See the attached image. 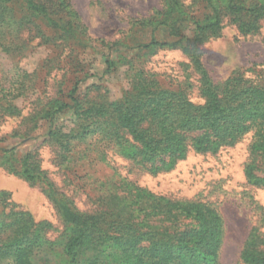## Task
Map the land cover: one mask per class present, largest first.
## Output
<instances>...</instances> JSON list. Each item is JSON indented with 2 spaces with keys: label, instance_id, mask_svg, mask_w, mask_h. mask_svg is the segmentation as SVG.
<instances>
[{
  "label": "rangeland",
  "instance_id": "1",
  "mask_svg": "<svg viewBox=\"0 0 264 264\" xmlns=\"http://www.w3.org/2000/svg\"><path fill=\"white\" fill-rule=\"evenodd\" d=\"M66 2L71 6L58 16L75 24L76 38L61 37L38 17L29 18L31 30L13 25L14 39L8 31L11 25L0 28V210L24 212L44 222L51 239L65 232L45 185L30 184L19 174L24 157L30 154L31 172L45 175L60 197L82 212L101 208L97 198L114 191L120 177L174 200L212 204L224 222L221 248L213 264H242L240 254L253 227L264 232V188L248 183L244 173L252 132L217 153L190 151L172 170L151 174L119 152L107 149L105 154L99 145L91 146V135L73 137L82 124L74 109L54 117L44 111L70 103L76 83V97L82 101L100 95L117 100L140 70L155 75L165 87L184 89L194 104H203V81L189 54L180 48L141 47L153 38L169 42L194 38V25H184L183 38L171 37L166 27L153 34L149 22L164 18L170 9L166 0ZM182 2L198 19L208 11L200 0ZM21 18L23 13L18 12L17 19ZM260 24L258 32L244 35L226 18L220 33L199 45L211 81L223 82L235 73L259 78L264 69V20ZM55 131L61 140L52 138ZM64 133L68 135L63 137ZM133 217L143 230L149 226L184 230L192 224L190 219L178 222L140 210L133 211ZM0 264L11 263L0 259Z\"/></svg>",
  "mask_w": 264,
  "mask_h": 264
},
{
  "label": "trees",
  "instance_id": "2",
  "mask_svg": "<svg viewBox=\"0 0 264 264\" xmlns=\"http://www.w3.org/2000/svg\"><path fill=\"white\" fill-rule=\"evenodd\" d=\"M164 18L149 22L153 34L161 27L173 38H183L184 25H194L195 36L186 41H159L153 38L143 48H180L191 56L203 81L200 88L203 104H194L182 88L165 87L144 70L136 72L129 89L117 100L103 95L94 99L76 97L79 84L71 92V102L44 108L47 116L74 109L82 121L73 137L86 139L101 150L111 149L151 174L172 170L190 151L217 153L234 146L252 132L244 173L248 183L264 188V69L259 78H245L235 73L228 80L214 83L201 60L200 44L218 35L224 20L237 25L240 33L258 32L264 20V0H200L208 8L202 19L196 18L182 0H166ZM71 6L66 0H0V28L11 25V38L17 35L13 25L30 28V19L38 17L61 37L76 38L75 24L58 16ZM23 18L17 19V14ZM25 15V16H24ZM76 17L79 16L75 12ZM28 19V20H26ZM33 24V23H32ZM34 25V24H33ZM37 27V26H36ZM10 49V47H9ZM68 134L64 133L63 137ZM59 132L53 139L61 140ZM88 151V150H87ZM106 154V153H105ZM31 155L23 159L19 174L30 184L37 181L46 187L66 225L58 238L47 236L50 229L24 212L0 210V259L11 264H213L217 261L224 233L219 211L210 203L198 200H174L155 194L124 177L101 208L88 213L77 210L60 197L45 175L28 168ZM180 221L190 219L186 229L170 226L139 228L132 221L133 211ZM15 218L10 221L7 217ZM242 264H264V232L253 227L240 254Z\"/></svg>",
  "mask_w": 264,
  "mask_h": 264
}]
</instances>
